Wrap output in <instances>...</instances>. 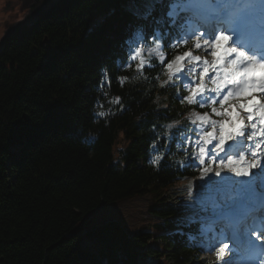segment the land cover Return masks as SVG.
<instances>
[{"label":"trees","instance_id":"obj_1","mask_svg":"<svg viewBox=\"0 0 264 264\" xmlns=\"http://www.w3.org/2000/svg\"><path fill=\"white\" fill-rule=\"evenodd\" d=\"M32 1L0 49V264H193L170 195L199 174L203 110L166 69L185 48L138 71L142 0Z\"/></svg>","mask_w":264,"mask_h":264},{"label":"snow or ice","instance_id":"obj_2","mask_svg":"<svg viewBox=\"0 0 264 264\" xmlns=\"http://www.w3.org/2000/svg\"><path fill=\"white\" fill-rule=\"evenodd\" d=\"M229 39L230 37L224 34L217 37L212 45L211 59H208L207 55H195L193 49H189L186 53L175 55L166 64L169 81L178 73L183 72L186 66L198 71V77L187 87L188 94L183 98V101L188 105L195 104L197 97L205 93H215L217 96L223 94L218 103L214 99L207 105L211 109V115L208 112L192 113L195 119L191 122L199 123L201 129L199 141L200 144L205 145L201 148L198 144L197 153L205 159L208 158L210 151L219 154L229 140L242 136L246 124L252 127L253 139L264 141V63H259L253 59L237 71V62L233 61L231 65L225 66L226 71L222 76H217L212 67L213 59L219 66L222 59L221 49L227 51ZM197 45H199V41H194L193 48L199 52L200 47ZM183 47H187V44H184ZM231 51L235 52L236 50L232 49ZM140 53L141 49L138 54L132 55L130 60L135 61ZM240 55L243 56L244 54L240 53ZM160 60L162 63L164 62L163 54H161ZM198 65H203L202 69H197ZM144 66L143 59L136 65L138 71ZM210 71L214 73L213 76H209ZM225 77H231V82ZM206 78L211 80V88L207 87ZM221 80L223 83H220ZM200 107L204 108L205 106L202 104ZM213 116L218 117V119H213ZM209 145H215V147L209 149ZM261 149H264V142L260 143L258 148L253 149L251 155L254 159L251 160H248L245 155H241L239 159L233 157L218 162L216 156H213L201 174L206 175L208 172L224 169H230L238 174H248L251 169L258 166L261 159H264V153L261 152ZM226 247L225 245L218 250V257L223 256Z\"/></svg>","mask_w":264,"mask_h":264},{"label":"rangeland","instance_id":"obj_3","mask_svg":"<svg viewBox=\"0 0 264 264\" xmlns=\"http://www.w3.org/2000/svg\"><path fill=\"white\" fill-rule=\"evenodd\" d=\"M33 1L32 0H0V49L3 46L5 38L18 26H21L23 24H29L31 23L35 18H28V15L30 13V9H32ZM201 56L207 55L208 59H211V47L203 49ZM191 77H189L190 79ZM182 79V76L180 77ZM187 79V76H186ZM215 143V142H214ZM199 143L195 142L193 145L196 148L198 147ZM197 158H198V165L201 164V161L203 163L205 162L204 157L200 156L196 152ZM257 168L251 169V171L248 174H238L235 172H232L230 169H224L221 171H211L208 172L206 175L201 176L199 179L196 180H184L179 185H177L178 192L180 195L175 196L174 194H170L172 198L173 204L181 203V201L185 202L187 201L189 205H191V208L197 209L199 202V198L203 195H206L212 199L211 193L216 190V188L224 185H228L229 180L231 182L232 179L237 178V181L244 180L247 176H250L249 180L257 179V175L254 174V170ZM201 180V182H200ZM242 182V181H241ZM202 187V191L199 192V188ZM177 198V199H176ZM193 220L196 221L199 218V215L194 214L192 216ZM149 228H151V225H147ZM148 228V229H149ZM150 231V230H149ZM151 233V231H150ZM158 242V241H157ZM157 242H154L152 244H155ZM204 249L202 248V251ZM214 254H211L210 252H206V255L200 256L199 260H195L192 262L193 264H215L214 261H211L214 257ZM218 257V256H217ZM150 263L149 259L146 258V260L143 262Z\"/></svg>","mask_w":264,"mask_h":264},{"label":"bare ground","instance_id":"obj_4","mask_svg":"<svg viewBox=\"0 0 264 264\" xmlns=\"http://www.w3.org/2000/svg\"><path fill=\"white\" fill-rule=\"evenodd\" d=\"M243 131H244V129H243ZM261 166V165H260ZM261 173H262V177H264V167L262 166V168H261ZM255 184H257V183H260V184H262V182H261V179L260 180H258L257 182H254ZM208 197V196H207ZM206 202H208L207 201V198L205 197V196H202L201 198H200V203H199V205L201 206V205H204ZM198 203V202H197Z\"/></svg>","mask_w":264,"mask_h":264},{"label":"clouds","instance_id":"obj_5","mask_svg":"<svg viewBox=\"0 0 264 264\" xmlns=\"http://www.w3.org/2000/svg\"><path fill=\"white\" fill-rule=\"evenodd\" d=\"M92 135H94V134H92Z\"/></svg>","mask_w":264,"mask_h":264}]
</instances>
